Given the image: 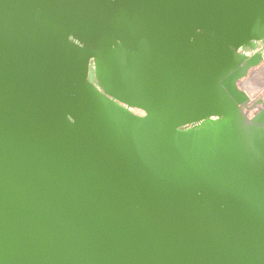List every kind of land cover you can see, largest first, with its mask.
Wrapping results in <instances>:
<instances>
[{
  "label": "water",
  "instance_id": "obj_1",
  "mask_svg": "<svg viewBox=\"0 0 264 264\" xmlns=\"http://www.w3.org/2000/svg\"><path fill=\"white\" fill-rule=\"evenodd\" d=\"M0 264H264V0H0Z\"/></svg>",
  "mask_w": 264,
  "mask_h": 264
},
{
  "label": "built area",
  "instance_id": "obj_2",
  "mask_svg": "<svg viewBox=\"0 0 264 264\" xmlns=\"http://www.w3.org/2000/svg\"><path fill=\"white\" fill-rule=\"evenodd\" d=\"M262 45L259 44L256 48V51H262ZM243 52L247 53V54H253L255 50H242ZM134 112L138 113V114H144V112L140 109H134Z\"/></svg>",
  "mask_w": 264,
  "mask_h": 264
}]
</instances>
